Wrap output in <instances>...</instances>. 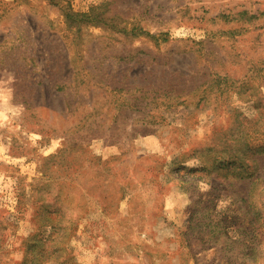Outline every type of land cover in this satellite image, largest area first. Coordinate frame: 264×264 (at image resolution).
<instances>
[{"label":"rangeland","instance_id":"1","mask_svg":"<svg viewBox=\"0 0 264 264\" xmlns=\"http://www.w3.org/2000/svg\"><path fill=\"white\" fill-rule=\"evenodd\" d=\"M0 264H264V0H0Z\"/></svg>","mask_w":264,"mask_h":264}]
</instances>
